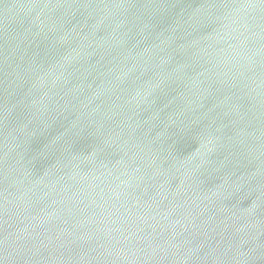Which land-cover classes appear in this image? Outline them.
Returning <instances> with one entry per match:
<instances>
[{"label": "water", "instance_id": "1", "mask_svg": "<svg viewBox=\"0 0 264 264\" xmlns=\"http://www.w3.org/2000/svg\"><path fill=\"white\" fill-rule=\"evenodd\" d=\"M0 264H264V0H0Z\"/></svg>", "mask_w": 264, "mask_h": 264}]
</instances>
